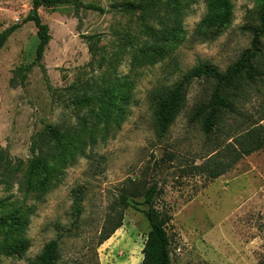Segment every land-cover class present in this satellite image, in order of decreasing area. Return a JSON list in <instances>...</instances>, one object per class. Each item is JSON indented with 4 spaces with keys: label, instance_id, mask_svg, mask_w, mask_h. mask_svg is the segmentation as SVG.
<instances>
[{
    "label": "rangeland",
    "instance_id": "rangeland-1",
    "mask_svg": "<svg viewBox=\"0 0 264 264\" xmlns=\"http://www.w3.org/2000/svg\"><path fill=\"white\" fill-rule=\"evenodd\" d=\"M131 2L144 0L40 7L50 40L34 63L37 30L24 21L31 1L0 0V33L13 30L0 47V217L16 212L25 220L20 237L29 243L21 256H1L0 264H29L52 239L58 242L57 264H142L149 230L142 192L153 183L162 188L158 202L172 216V264L264 261V147L216 180L195 170L217 150L238 146L235 140L251 130L264 136V34L253 61L262 75L239 90L225 89L232 109L220 111L212 131L204 133L201 119H192L213 92L211 79L186 84L165 136L157 135L153 115L157 96L198 63L222 72L239 59L250 47L251 29L259 26L261 0H231V22L216 36L200 27L207 0H178L179 38L161 57L139 48L152 41L144 27H160L163 6L120 11ZM27 66L29 71L18 70ZM107 88L119 96L114 109L98 112V122L88 106L75 104L97 90L105 96ZM47 126L58 128L64 145L51 150L46 171L28 176L31 147L47 140ZM122 194L136 207L122 209Z\"/></svg>",
    "mask_w": 264,
    "mask_h": 264
},
{
    "label": "trees",
    "instance_id": "trees-1",
    "mask_svg": "<svg viewBox=\"0 0 264 264\" xmlns=\"http://www.w3.org/2000/svg\"><path fill=\"white\" fill-rule=\"evenodd\" d=\"M30 1L32 8L24 21L32 22L37 30L38 44L35 48L36 57L34 63H39L49 43L50 36L48 26L42 23L38 15V9L63 3L67 0ZM159 5L163 6L165 15L162 18L155 16L156 19L158 18L157 24L160 27L157 28L153 25H145L144 27L147 37H150L152 40L144 42L139 48V51L146 54V56L155 54L161 57L166 52L167 46L178 40L180 34L176 18L178 0H144V2L124 3L120 6V11L123 12H151V10ZM207 6L208 14L201 22L200 27L204 32H211L213 36H216L231 22V0H207ZM12 31L10 28L0 33V47ZM251 34L250 47L244 50L239 59L224 71L221 72L215 66L207 63H198L191 70L183 74L180 82L175 83L169 90L157 96L153 115L155 131L159 137L167 134L182 107L186 84L202 78L211 79L215 83L209 100L199 105L192 114V119H201L202 131L209 133L213 130L220 111L232 109V103L226 95L225 89L234 88L239 90L244 81L252 82L262 75L253 65V61L261 53L259 36L264 34V0H261L259 26L252 28ZM132 46L135 49L138 45L134 43ZM89 47L90 50L93 47L91 40H89ZM139 51L136 50L134 59L138 58ZM20 69L29 71L30 66L20 67L18 70ZM104 95L98 96L97 90L88 97L80 98L75 104L88 106L92 110L93 118L98 122V112L101 115H105L107 112L106 108L114 109L115 100L119 96L118 92L113 88L104 90ZM46 134V141L41 142L38 146L33 144L31 147L32 158L27 167L28 176H32L37 171H46L52 158L51 150L64 145L63 138L65 136L59 132L57 127L47 126ZM236 142L238 146L228 144L223 150H217L214 154L207 156L204 162L196 166L195 170L197 173L210 180H216L231 170L243 157L262 149L264 147V136H261L256 130H251L245 135L240 136L234 143ZM36 149H38V152L35 151ZM162 194L163 190L157 183L146 186L142 192V204L144 206L142 213L149 226L142 248V264H172L169 252L170 239L167 232V226L172 216L168 208L158 202ZM120 197L122 209L130 206L136 207L133 198L129 194H122ZM26 226L27 222L20 219L16 212H12L9 216L0 217V235H3V243L0 244V257L21 256L27 251L29 243L26 239L20 237L25 231ZM120 226L121 220L119 219L111 230V233ZM57 260L58 242L57 239H52L45 244L40 255L29 264H57ZM260 264H264V261L260 262Z\"/></svg>",
    "mask_w": 264,
    "mask_h": 264
}]
</instances>
